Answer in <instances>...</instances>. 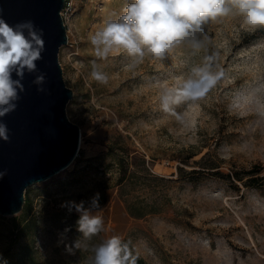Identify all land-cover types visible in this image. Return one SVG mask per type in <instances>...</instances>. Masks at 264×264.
<instances>
[{"label":"rangeland","instance_id":"374dc122","mask_svg":"<svg viewBox=\"0 0 264 264\" xmlns=\"http://www.w3.org/2000/svg\"><path fill=\"white\" fill-rule=\"evenodd\" d=\"M131 2L72 0L67 9L59 60L74 93L66 112L80 126L79 150L67 169L26 190L38 223L19 244L30 246L34 261L20 257L18 244L2 256L12 239L8 216L0 221V264H87L112 235L130 239L150 264H264V187L213 173L257 164L264 174V28L248 30L230 13L202 23L161 58L135 67L126 53L98 60L90 34ZM94 60L107 85L91 79ZM206 73L217 77L206 91L203 83L185 88ZM185 91L192 95L177 102ZM119 134L133 163L118 184L108 144ZM97 192L108 198L99 212L104 230L88 251L69 254L65 245L81 238L78 219L56 210L65 200L90 207Z\"/></svg>","mask_w":264,"mask_h":264},{"label":"clouds","instance_id":"9594fccd","mask_svg":"<svg viewBox=\"0 0 264 264\" xmlns=\"http://www.w3.org/2000/svg\"><path fill=\"white\" fill-rule=\"evenodd\" d=\"M230 13L238 15L248 30L264 28V0H228V6H225V0H132L126 4L119 20L105 19L102 26L90 34L89 41L98 60L105 61L110 55L126 53L133 58L128 67H135L146 56L163 57L207 20ZM44 51L43 30L37 29L31 20L9 25L0 17V118L16 110L20 94L25 91L22 83L25 74L37 71L36 62L42 59ZM199 71L205 70H198L197 74ZM13 73L17 79H13ZM90 77L101 85L109 82V76L95 60L91 64ZM216 79L206 73L201 81H189L185 88L193 89L203 83V90L206 91ZM44 83L43 73L33 80L37 86ZM37 91L43 92L44 88L38 87ZM190 95L192 93L185 91L176 97V101ZM195 95H202V92L197 91ZM163 99L167 109L169 96L165 95ZM0 139L5 142L10 139L9 129L2 120ZM5 174L0 172V178ZM99 200L100 194L97 192L91 197L90 207H85L84 201L61 204L69 213L74 209L80 214L76 230L81 238L71 245H65L69 254H73L74 249L88 251V242L104 230ZM93 251L94 257L89 258L87 264H137L139 258L132 241L120 235L110 236Z\"/></svg>","mask_w":264,"mask_h":264},{"label":"water","instance_id":"95a60500","mask_svg":"<svg viewBox=\"0 0 264 264\" xmlns=\"http://www.w3.org/2000/svg\"><path fill=\"white\" fill-rule=\"evenodd\" d=\"M65 0H0V17L9 25L31 20L43 30L45 51L37 71L26 73L17 108L0 118L9 129V141L0 139V215L19 213L31 185L47 181L67 169L79 150L80 126L66 112L73 90L67 86L59 50L68 43L67 26L61 14ZM45 74L42 86L33 84ZM13 73V79H17ZM43 87L44 91H37Z\"/></svg>","mask_w":264,"mask_h":264},{"label":"trees","instance_id":"16d2710c","mask_svg":"<svg viewBox=\"0 0 264 264\" xmlns=\"http://www.w3.org/2000/svg\"><path fill=\"white\" fill-rule=\"evenodd\" d=\"M117 137L120 138V141H111L108 144V153L113 154L115 157V163L119 171V176L117 177V183H123L126 179V174L130 168V165L133 163V158L130 156V153L132 152L130 150V147L126 146L122 142V134H119ZM144 161V160H143ZM180 171H183V168L180 167ZM192 171H195L193 169ZM196 171H203L202 169L196 170ZM215 175L220 177H227L229 179L233 178L239 181H242L244 185L246 186H253V187H264V174H261L260 172V166L257 164L252 165L248 169L243 170H234L232 173H224L219 169L214 170L213 172ZM108 198L107 195L104 194L102 198L99 200L100 207L104 205L107 202ZM71 201V200H65L63 203ZM130 205L128 204V207ZM131 207V206H130ZM129 207V209H130ZM57 213L63 212L66 214H69V211L66 207H61L56 210ZM71 214L74 215L77 219H79V215L74 213V209L71 212ZM133 215L142 216V213H137ZM8 216H2L0 215V221H3ZM11 218V226H10V233H11V241L7 252H3L2 256L7 257L11 255V250L15 245H19L18 249L20 251V257H27L29 260L34 261V255L31 252L30 246L28 244H19V241L21 239L26 238L30 231L36 227L38 223V218L34 214L31 213V204L28 200L25 201L22 210L20 211L19 216L12 215L9 216ZM127 240L126 238H123ZM10 251V252H9ZM137 264H150L148 263L143 257L138 258Z\"/></svg>","mask_w":264,"mask_h":264},{"label":"built area","instance_id":"2783aa9c","mask_svg":"<svg viewBox=\"0 0 264 264\" xmlns=\"http://www.w3.org/2000/svg\"><path fill=\"white\" fill-rule=\"evenodd\" d=\"M71 3H72V0H65L64 8L61 11L63 18L65 17L67 9L71 7Z\"/></svg>","mask_w":264,"mask_h":264}]
</instances>
